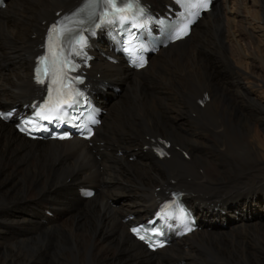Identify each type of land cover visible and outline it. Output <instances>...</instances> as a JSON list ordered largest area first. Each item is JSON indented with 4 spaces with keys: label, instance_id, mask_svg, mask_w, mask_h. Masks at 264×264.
Wrapping results in <instances>:
<instances>
[{
    "label": "bare ground",
    "instance_id": "obj_1",
    "mask_svg": "<svg viewBox=\"0 0 264 264\" xmlns=\"http://www.w3.org/2000/svg\"><path fill=\"white\" fill-rule=\"evenodd\" d=\"M79 1L6 0L0 109L39 94L31 67L43 29ZM146 1L156 10L167 3ZM231 2L215 0L188 37L138 71L100 57L91 63L105 113L90 145L30 141L0 121V264H264V19ZM256 2L262 11L264 0ZM243 41L255 49L244 42L247 54ZM160 137L170 143L167 158L151 153ZM83 185L94 195L81 198ZM169 189L184 193L198 229L149 253L127 226L150 217ZM229 222L228 238L210 227Z\"/></svg>",
    "mask_w": 264,
    "mask_h": 264
},
{
    "label": "rangeland",
    "instance_id": "obj_2",
    "mask_svg": "<svg viewBox=\"0 0 264 264\" xmlns=\"http://www.w3.org/2000/svg\"><path fill=\"white\" fill-rule=\"evenodd\" d=\"M7 1H10V0H7ZM18 0H14V2H13V4H15L16 2H17ZM229 1V0H228ZM232 2H231V7L233 8V9H240V10H242V11H245V13L246 14H248L250 17H252V18H255L256 20H261V17H262V19H264V13H263V11H264V4L262 5V3H261V5H262V8H263V10L261 11L260 10V6H259V3L258 2H256V4L255 3H253V0H249L246 4H244L245 2H242L241 1V3H242V5L240 4V5H236V2H237V0H231ZM259 1V0H258ZM8 3V2H7ZM238 6H239V8H238ZM243 8V9H242ZM6 9V8H5ZM11 11V9H10V7L8 6V9H7V11ZM12 10H13V8H12ZM0 12H3V11H0ZM263 14V15H262ZM257 16V17H256ZM261 16V17H260ZM257 18H259V19H257ZM219 21H221V19H218ZM260 22V21H259ZM235 24H239L238 22H234ZM214 32V33H213ZM29 36H30V33L28 34ZM220 34L218 33V31L215 29V30H212V32H211V37H213L214 39L215 38H217V37H215V36H219ZM249 41V40H248ZM248 41H243V45L245 46V43H246V46H247V43H248ZM242 42V40L240 41V43ZM245 42V43H244ZM262 42V41H261ZM257 44L259 45V44H261L260 42H257ZM248 45L250 46L251 45V43H248ZM244 46H243V48H244ZM246 46H245V52L247 53L248 52V49H247V51H246ZM251 47V50H254L255 48H254V46H250ZM175 48V47H174ZM180 49H181V47H180ZM227 51L228 52H226V57L227 58H230L231 60H232V62L233 63H235L236 62V56L234 55V54H232L233 56H231V53H230V51H229V49H227ZM177 52H179V51H177ZM230 55H229V54ZM249 53V52H248ZM247 53V54H248ZM231 56V57H230ZM255 56V55H254ZM207 62V61H206ZM244 62V61H243ZM246 62V61H245ZM184 81L186 82V83H190V79L189 78H187V77H185L184 78ZM161 93H162V91H161ZM192 118L194 119L195 118V116H192ZM207 134H208V138L210 139L211 138V133H208L207 132ZM160 138H162V137H160ZM164 139V138H163ZM145 150V149H144ZM20 206L22 207L23 206V204H18V205H16V207L17 208H20ZM250 211H252L253 213H255V209H251ZM250 211H248L247 212V214L249 215L250 214ZM257 212V211H256ZM243 218V217H242ZM239 219V218H238ZM253 219V218H252ZM251 218L249 219L250 221L252 220ZM259 220V222H264V217L262 218H259L258 219ZM250 221H248V222H250ZM235 224H237V225H239L240 223H239V221H236V222H234ZM234 223H232V222H229V223H227V224H218V225H215V226H213V225H211L210 227L212 228V230L213 231H217V232H222V234L223 235H225V236H227V238L229 237L228 235V233L230 232V229L229 228H231V227H233V226H235V224ZM231 225V226H230ZM220 229H222V230H220ZM126 228V227H125ZM227 229V230H226ZM211 230V229H210ZM210 230L209 231H207V232H210ZM229 231V232H228ZM226 233H227V235H226ZM10 247L11 248H14V245H10ZM3 255H5V253L3 254Z\"/></svg>",
    "mask_w": 264,
    "mask_h": 264
},
{
    "label": "snow or ice",
    "instance_id": "obj_3",
    "mask_svg": "<svg viewBox=\"0 0 264 264\" xmlns=\"http://www.w3.org/2000/svg\"><path fill=\"white\" fill-rule=\"evenodd\" d=\"M110 6H111L112 8H115V7H116L115 4H111ZM199 6H200V5H197V7H199ZM202 6H203V8L206 9V8L208 7V4H207V3H204ZM120 11H124V9H120ZM125 19H126V17H125ZM184 34H187V27H185V28L182 30V32H181V35H184ZM177 38H179V36H178ZM42 63H43V61H42ZM140 66L143 67V63H141ZM41 82H43V81H41ZM37 115L41 116V118H43V119H49L48 116H44V115H43V110H41L40 113H37ZM62 138H63V137H62ZM189 230H191V229H189ZM140 238H141V239H144L143 236H141ZM161 246H162V245H161Z\"/></svg>",
    "mask_w": 264,
    "mask_h": 264
}]
</instances>
